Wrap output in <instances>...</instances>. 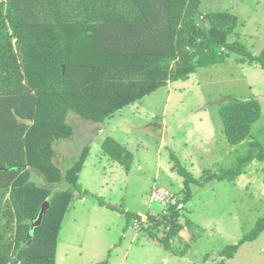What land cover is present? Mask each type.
Here are the masks:
<instances>
[{"label": "trees", "instance_id": "1", "mask_svg": "<svg viewBox=\"0 0 264 264\" xmlns=\"http://www.w3.org/2000/svg\"><path fill=\"white\" fill-rule=\"evenodd\" d=\"M128 1L130 11L136 8L139 17H125L107 3L94 11L91 4L95 18L68 26L62 13L68 0H62L66 7L46 0V18L34 21L24 19L20 0H10L7 15H0L5 30L0 31V264H56L59 234L77 196H95L101 206L126 213L80 187L89 145L70 167L63 169L55 162L56 145L74 135L68 122L70 113L102 125L117 111L169 82L186 81L199 68L225 61L227 49L242 54V62H258L264 69V50L255 56L244 45L229 42L239 24L237 15L222 11L202 15L203 0ZM84 3L89 9L88 1ZM261 113L255 97L223 103L220 115L230 144L246 141ZM102 146L105 155L131 169L134 153L127 146L111 136ZM171 158L190 195L191 185L198 179L177 155L172 153ZM254 160L264 162V146L251 141L248 154L234 169L208 174L205 183L235 179L242 174V165ZM36 171L47 184L37 182ZM63 182L69 187L53 189ZM45 201L51 208L43 224L33 230L32 223ZM182 214L172 206L167 214H152V225L144 229L172 249L173 238L185 226L180 222ZM140 217L138 213L129 215L133 222ZM263 231L264 218L248 237L230 245L221 256L234 258L242 244ZM159 232L166 235L159 238Z\"/></svg>", "mask_w": 264, "mask_h": 264}, {"label": "rangeland", "instance_id": "2", "mask_svg": "<svg viewBox=\"0 0 264 264\" xmlns=\"http://www.w3.org/2000/svg\"><path fill=\"white\" fill-rule=\"evenodd\" d=\"M1 1L0 15L4 16L10 0ZM68 1L66 7L62 0H56L66 7L62 13L68 26L95 18L91 4L94 11L107 3L125 17L130 14L139 17L136 8L130 11L127 0H87L89 9H85V0ZM45 3L46 0H20L24 19L46 18ZM70 9L75 12L70 14ZM200 11L202 15L214 11L237 15L239 24L229 42L244 45L255 56L264 50V0H203ZM0 31L5 30L0 26ZM225 52V61L199 68L186 81L169 82L168 86L117 111L100 125L102 129L78 114H69L74 135L56 145L55 162L66 169L85 145L91 146L80 187L90 188L96 196L111 201L126 213L101 207L95 196L86 197L91 202L85 211L78 201L64 220L60 234L63 244L74 247L70 245L66 255L61 249L57 264H264V231L258 238L242 244L234 258L226 260L221 256L230 245L248 237L264 218V162L254 160L248 166L242 165V174L235 179L216 178L205 183L209 175L234 169L239 159L248 154L251 141L264 146L263 66L258 62H242L243 55L238 52L228 49ZM244 97L257 98L262 113L253 124L250 137L232 145L224 131L220 107ZM108 136L134 153L131 169L119 161L118 165L109 161L106 165L102 145ZM172 153L198 179L197 184L191 185L190 195L183 177L173 169ZM102 160L101 167H96ZM102 170L106 176H102ZM34 177L39 184H47L39 172ZM158 186L171 190L177 198L178 204H169V209L175 206L183 212L180 222L185 226L173 238L172 249H167L160 239L148 237L144 229L152 225V214L163 213L165 208L151 198ZM68 187L63 182L53 189ZM180 203L184 208H179ZM131 213L140 214V220L133 222L129 218ZM165 235L159 232L158 237Z\"/></svg>", "mask_w": 264, "mask_h": 264}, {"label": "crops", "instance_id": "3", "mask_svg": "<svg viewBox=\"0 0 264 264\" xmlns=\"http://www.w3.org/2000/svg\"><path fill=\"white\" fill-rule=\"evenodd\" d=\"M110 118H107L106 120H109ZM91 121V120H90ZM95 124H98V123H96L95 122ZM96 126H99L98 128L99 129H102V127H100V125H96ZM112 137V136H111ZM122 144V143H121ZM86 146V145H85ZM84 146V147H85ZM125 146V145H124ZM83 147V148H84ZM91 147V146H90ZM83 148H82V150H83ZM128 148V147H127ZM81 150V151H82ZM103 153H104V151H102ZM80 155V154H79ZM90 155V154H89ZM105 155V154H104ZM58 156V155H57ZM56 156V157H57ZM105 158H107L106 159V165L107 164H109L107 161H109V162H115V164H117L118 165V161L117 160H115L114 158H112V157H110L109 155H105L104 156ZM78 158V157H77ZM88 159H89V156H88ZM88 159H87V161H86V164H85V167H84V169H83V171H82V173L83 172H85V170H87V164H88ZM102 163H103V160L101 161V163L100 164H96V167H101V165H102ZM112 172H114L113 170H111V173ZM35 173V172H34ZM36 173H38V171H36ZM100 173H102V176H106V171H104V170H102ZM39 174H41L40 172H39ZM82 176V175H81ZM101 176V177H102ZM86 188V189H85ZM155 188H158V187H155ZM160 188H162V189H165V190H167L168 192H170L171 194L173 193L174 194V192H172L171 190H169V189H167V188H165V187H160ZM83 189H85V190H89L92 194H94L93 193V191L90 189V188H88V187H84ZM154 191V190H153ZM153 191H152V193H153ZM152 193H151V196H152ZM94 195H96V194H94ZM86 197H92V198H94L93 196H89V195H86V196H84V197H80L81 198V200H79L80 198H75L74 199V201H73V203H72V206H71V208H70V210L69 211H71V209L73 208V207H75V205H76V203H78V201H81L82 203H80L81 205H83L84 207H83V211H85L86 210V208H87V206H88V203L89 202H91V201H86ZM152 198V197H151ZM106 200V199H105ZM153 200V199H152ZM107 202H110L111 204H114V203H112L111 201H108V200H106ZM97 202V201H96ZM98 203V202H97ZM161 203V202H160ZM99 204V203H98ZM163 204V203H162ZM115 205V204H114ZM164 205V204H163ZM165 206V208L163 209V214H164V212H165V214H167V212H168V209H169V206L168 205H164ZM185 206V205H184ZM101 207H103V206H101ZM182 208H184V207H182ZM181 208V209H182ZM167 210V211H166ZM78 211H82V210H80V208H79V210ZM82 211V214L84 213ZM96 211H101V209H98V210H96ZM69 213V212H68ZM155 214V213H154ZM68 215V214H67ZM67 217V216H66ZM66 219V218H65ZM63 224H64V222H63ZM133 227H134V225H133ZM134 229H135V227H134ZM60 234H61V231H60ZM60 234H59V238H58V243H57V248H56V264H57V260L59 259V254H60V250L61 249H63V251H64V253H65V255H66V253H67V250H69L68 249V247L71 245L72 247H74V245H72V244H70L69 246H67L66 244H63L62 243V241H61V236H60ZM137 234V233H136ZM148 237H150V236H148ZM29 238H30V235L28 236V241H27V243H30V241H29ZM136 238V236L134 237V239ZM151 238V237H150ZM71 246H70V248H71ZM62 259H64V257H62ZM18 264H20V263H18Z\"/></svg>", "mask_w": 264, "mask_h": 264}, {"label": "built area", "instance_id": "4", "mask_svg": "<svg viewBox=\"0 0 264 264\" xmlns=\"http://www.w3.org/2000/svg\"><path fill=\"white\" fill-rule=\"evenodd\" d=\"M151 197L153 200L161 202L164 205L178 204L175 194L173 193L171 194L170 192L162 188H155ZM182 206H183V203H180L179 208H182Z\"/></svg>", "mask_w": 264, "mask_h": 264}, {"label": "water", "instance_id": "5", "mask_svg": "<svg viewBox=\"0 0 264 264\" xmlns=\"http://www.w3.org/2000/svg\"><path fill=\"white\" fill-rule=\"evenodd\" d=\"M51 208V203L49 201H45L42 206L41 209L37 215V217L34 219L31 228L34 230L38 227H40L43 224L44 218L46 213L49 211V209Z\"/></svg>", "mask_w": 264, "mask_h": 264}]
</instances>
